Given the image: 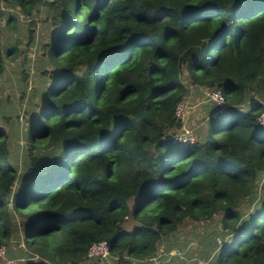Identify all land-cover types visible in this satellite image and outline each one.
<instances>
[{"label":"trees","instance_id":"obj_1","mask_svg":"<svg viewBox=\"0 0 264 264\" xmlns=\"http://www.w3.org/2000/svg\"><path fill=\"white\" fill-rule=\"evenodd\" d=\"M39 6L51 79L29 169L0 125V248L19 234L40 257L25 264H151L186 223L218 216L195 260L264 264V0H0V16ZM20 53L0 42V74ZM181 75L224 105L192 142L174 137ZM98 242L108 261L87 258Z\"/></svg>","mask_w":264,"mask_h":264},{"label":"rangeland","instance_id":"obj_2","mask_svg":"<svg viewBox=\"0 0 264 264\" xmlns=\"http://www.w3.org/2000/svg\"><path fill=\"white\" fill-rule=\"evenodd\" d=\"M2 11L5 15L0 16V42L4 48L16 45L21 53L18 57H7L3 61V72L0 74V125L7 131L11 156L18 161V167L24 170L30 167L27 125L39 112L43 104L42 93L50 84L52 67L47 57V48L55 36V30L44 20L45 7H36L30 18L23 16L16 7L8 10L3 8ZM10 13L14 20H17L12 30L6 25V17ZM180 77L187 87L188 94L178 114L182 128L174 137L182 134L183 140L186 138L192 142L198 135L197 129L209 119L207 117L211 114L210 109L217 102L210 99L209 95L212 92L210 89L189 84L185 75ZM218 106L224 108V105ZM219 227L218 216L207 222L186 223V227L182 228L171 241L161 242L154 258L160 256L167 259L169 264H208V261L202 259L197 261L195 257L205 252V245L206 243L209 245L211 237L209 233ZM23 248L19 234L11 238L7 246L0 248V264H25L40 258L33 252L23 253ZM22 253L27 255L25 257L29 255L33 257L16 259Z\"/></svg>","mask_w":264,"mask_h":264},{"label":"built area","instance_id":"obj_3","mask_svg":"<svg viewBox=\"0 0 264 264\" xmlns=\"http://www.w3.org/2000/svg\"><path fill=\"white\" fill-rule=\"evenodd\" d=\"M209 95V94H207ZM210 99L213 101H216L218 105H222L223 104V99L222 97L219 95V93L217 92H211L210 93ZM183 103L181 102L180 104H178L177 108H176V115L178 116L179 111L182 109ZM179 117V116H178ZM260 123L262 124V126L264 127V113L261 115V117L259 118ZM182 135V134H181ZM180 136H176V138L179 141L182 142H186L188 140H186V138L183 140ZM87 258L89 260H103V261H108L109 259V249H108V245L106 244V242H98V243H93L88 251L87 254ZM151 264H165L164 262H162L160 260V258H153L150 260Z\"/></svg>","mask_w":264,"mask_h":264}]
</instances>
